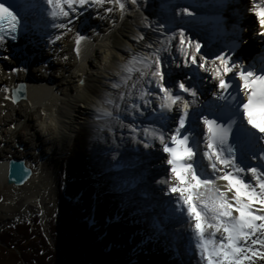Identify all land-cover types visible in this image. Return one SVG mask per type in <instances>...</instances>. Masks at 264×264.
<instances>
[{
	"label": "bare ground",
	"instance_id": "bare-ground-1",
	"mask_svg": "<svg viewBox=\"0 0 264 264\" xmlns=\"http://www.w3.org/2000/svg\"><path fill=\"white\" fill-rule=\"evenodd\" d=\"M181 1L139 0V10L136 6L128 4L126 12L121 13L117 8L110 14L104 8L93 5L79 9L78 14L73 13L67 29L61 30L52 27L46 0H24L19 10L23 25L20 42L17 45L5 42L3 46H0V155H12L11 158L24 160V150L48 147L49 152L41 151V153L43 152L49 159L48 165L42 168L41 173H33L32 178L25 185L9 186L16 189L22 188L27 192L23 193L26 196L20 194L19 200H23L21 207L5 210L1 225L26 218L30 212L39 213L42 206L46 211L43 219L47 220L49 211L56 204L55 193L60 165L65 157L70 156L72 146H76L70 170L74 178L71 189L84 194L87 211L99 220L105 219L98 213L97 203H100L99 205L107 203L105 208L100 206L104 208V211L113 208L112 216L110 214L107 216L110 215L109 221L111 218L116 221L114 220V224L111 223L109 230H114V226L118 224L120 228L128 230L127 234L131 240L127 243V250H135L145 262L146 251L159 250L160 256H163V264L169 263L168 255L177 261L169 264H178L177 259L183 258L185 252L192 256L191 263L185 260L180 261L185 264H202L198 252L194 249V239L185 214L176 208L174 197L163 193L162 186L154 182V179L158 178L154 175L155 173L165 175L167 171L165 166L160 165L162 160L158 159V156L164 157L162 146L157 140L153 145L157 148H145L143 143H137V140L133 139L134 134L130 131L133 126L137 129L157 128L158 117H175L177 114L173 112L162 114L159 109V100L155 104L141 107L139 111L133 112L131 110L133 101L142 104L138 98L139 91L132 88V83L138 79V73H132V78L125 85L122 77L128 73L122 70V66L133 56L146 55L150 51L147 48L149 43L153 45V48H158L160 41L166 42L168 37H171L173 33L178 34L181 29L187 36L202 44L201 55H207L209 68L211 60L218 53H227L239 63L240 57L244 58V52H247V46L250 49L255 48V41L259 38L257 33L260 29L256 25L257 33H252L251 25L244 28L242 32L247 34V44L243 53L236 50L232 52L234 36L231 39L233 45L229 47L226 40L223 39L224 42L221 43L216 34L208 33L207 35L205 32L200 34L201 31L195 25L185 21L187 15L182 13V9L188 8L196 15L195 10L188 4H182ZM207 1L200 0L203 3ZM246 2L250 1L246 0ZM109 6L111 5H105V7ZM202 9L205 10V6ZM231 12V20L227 23L238 19L234 11ZM45 18L51 20L48 21L50 24L44 23ZM255 21L256 19L252 23L254 24ZM149 22L152 23V28L145 26ZM230 29L233 35L239 32L234 27ZM57 35L61 36V39L56 40ZM78 35L86 37L79 45V53L75 45ZM141 35L144 36L143 40L139 39ZM173 44L178 45V35ZM160 55L164 58L166 71L167 67L172 69V74L173 71L183 69L181 78L186 77L185 79L188 80L184 81L186 85L197 89L196 104L190 108L193 115L198 107L206 111L207 105L212 102L210 99H215L219 92V89L215 87L217 82L211 79V72L201 70L200 75H196V66H194L195 70H189V67L183 66L182 58L173 60V57H179V53L173 49L161 51ZM22 81L28 86V99L19 104H13L10 99V90ZM179 81L177 78L176 82ZM114 83H119L121 86L114 88ZM121 95L125 97L123 101L120 100ZM130 95L131 99H129ZM183 95L186 100L192 99L187 94ZM108 99H112L116 105H120V108L107 104ZM182 106V104L178 105V107ZM101 109L112 111L113 117L100 118L99 110ZM154 113L158 116L155 117ZM165 122L174 130L176 126L174 119L166 118ZM164 132L167 134L169 130ZM139 139L143 140V136L141 135ZM129 140L133 141V148L132 152L127 153ZM53 145L57 146L55 153H51ZM260 147V143H255L246 150L259 152ZM137 149L148 155L145 160H141V152L138 153ZM41 153L30 151L25 155L36 162ZM130 160L137 162L131 164ZM148 162H151V165L142 167ZM26 163L31 168L29 163ZM251 163L259 164L260 162L252 161ZM6 178L7 175L5 185H7ZM107 178H110V184L113 187L108 185ZM143 178L146 180L150 178L148 182L150 188H161L157 189L156 195L152 193L156 199L150 198L149 203L153 211L150 217L153 215L154 218H159L161 213H169L168 216L173 221L170 219L165 221L168 222L167 224L175 225L172 232L169 229L164 230L165 223L163 224L161 219H159L158 228L154 222L144 221L145 211L140 207L137 208V204L133 205L134 201L130 202L131 199H127L132 193H136L132 196L134 200L138 197V190L144 188ZM113 181H115L114 184ZM134 182L142 185L138 184L136 188ZM130 186L132 189L127 192ZM111 189L118 194V197L121 193L123 194L120 203L109 197ZM144 190L142 195L149 197L150 194ZM99 193H102V196ZM162 196L167 198L166 203L169 204L167 208L161 205L158 210L156 202ZM150 205L147 206L150 207ZM142 208L147 209L144 205ZM181 219H184V223H180ZM116 231L118 229H115L114 233ZM146 237L149 241H146ZM98 239L101 243L99 236ZM143 241L145 242L142 243Z\"/></svg>",
	"mask_w": 264,
	"mask_h": 264
},
{
	"label": "snow or ice",
	"instance_id": "snow-or-ice-1",
	"mask_svg": "<svg viewBox=\"0 0 264 264\" xmlns=\"http://www.w3.org/2000/svg\"><path fill=\"white\" fill-rule=\"evenodd\" d=\"M46 4L52 27L61 30L67 29L73 13L78 14L85 7L94 5L110 14L117 8L121 13L126 12L128 4L137 10L140 6L139 0H46ZM14 8V4L0 0V46L6 38L16 40L23 26ZM182 13L195 15L188 8L182 9ZM252 14L260 29L258 35L264 38V0L253 3ZM145 26L152 28V23ZM177 35L178 45H174ZM59 39L61 36L57 35L56 40ZM85 39L82 35L76 37L77 53ZM139 39L143 40L144 36ZM159 43L158 48L149 43L150 51L146 55L133 56L123 65L122 70L128 75L122 80L127 85L131 74L138 73L132 88L139 91L142 104L133 101V112L159 100L162 114H177L168 117L175 120L176 126L167 134L154 127L133 126L130 128L133 139L145 148L153 147L157 140L162 146L167 171L164 178L154 182L169 197H174L176 208L185 214L202 264H255L256 258L264 260V57L260 58L257 69L255 65L238 63L227 53H218L209 68L207 55H201L202 44L187 36L183 29ZM233 44L231 51L243 44V37L238 34ZM169 49L179 53L173 60L182 58L183 66L194 65L199 70L210 71L219 89L215 99L225 103L208 105L206 111L198 107L193 115L190 108L196 104L197 89L183 80L177 83L173 74L165 70L160 52ZM120 86L113 84L114 88ZM234 87L237 94L232 96L229 90ZM241 93L246 99L240 98ZM183 94L192 99H184ZM124 99L121 95L120 100ZM106 103L120 108L112 99ZM180 104L183 106L178 107ZM99 116L111 118L113 112L101 109ZM141 135L143 140L139 139ZM255 143L261 144L259 152L246 150V145Z\"/></svg>",
	"mask_w": 264,
	"mask_h": 264
},
{
	"label": "rangeland",
	"instance_id": "rangeland-1",
	"mask_svg": "<svg viewBox=\"0 0 264 264\" xmlns=\"http://www.w3.org/2000/svg\"><path fill=\"white\" fill-rule=\"evenodd\" d=\"M48 21H51V20H46V18H45L44 23L47 22V23L50 24V22H48ZM0 106H1V103H0ZM150 109L152 110L153 106L150 107ZM153 147L157 148V146H153ZM51 148H52L51 149V153H55L56 150H57V146L53 145V146H51ZM132 148H133V141L129 140L128 141V149H126L128 151L127 153L132 152V150H131ZM75 149H76V146H72L70 154H69L70 156L68 158L65 157L66 159L64 158L63 162L60 165V171H59V174H58V177H57L58 181H57L56 193H55L56 194L55 195V203L56 204H54V207L49 211L50 215H49L48 218L46 217L47 220L44 221V219H43V216L45 215L46 211L44 210L45 207L42 206L41 207L42 209L39 210V213L30 212L29 215L26 218L17 220L16 222H13L11 224H6L4 226L1 225V218L3 216H5V210L6 211H7V209L8 210H11V209L13 210V209H16L17 207H21L20 204L22 203L23 200H19V197L21 196L20 194L25 195L23 193L24 192L26 193L27 191L23 190L22 188H17L16 189V188H12V187H9V186L5 185V177L7 175L8 162H9V159L12 157V155H6V156L5 155L4 156L0 155V232L1 231H6L9 227L15 226V225H17L19 223H22V222H25V221L31 222L32 219L35 216L39 217L40 225L42 227V231L44 232V234L48 238V245H50V248L52 250H54V252L59 255V257L57 258L58 264H63V262H64L63 254H62V252L58 251L55 248L54 239H53V237H52V235L50 233V227H51L50 226V221H51V219L53 217H55L56 213L58 212L59 205H60V191L59 190H60V188L64 187L65 188V194L67 196L73 198V199H76L77 203H79L83 217L88 219L90 222L93 223V227L96 228L98 236L101 238L100 245L102 246V248L104 250L110 251L113 248L114 249L115 248H119L120 254L116 256V259L117 260L120 259V261L122 260V262L125 263V264H129V263L130 264H161V263L163 264V256L162 255L160 256V251L159 250H157V251H155V250L146 251L145 252V255L147 257V259L145 258L146 262L141 257V255L139 256V254H137L135 252V250L134 251L133 250H127L128 249L127 248V245H128L127 243L129 242V240H131L129 238V235L127 234L128 230L125 228V226L123 227L125 229L120 228L121 226H119V224L118 225L116 224L117 225L116 227L114 226V230L113 229L109 230V228H111V223L114 224L116 220L111 218V220L109 221V216L112 214L111 212H112L113 208L108 209L107 211H104L105 205L107 203H104V204H101V205H99L100 203H97V205L99 206L98 213L103 215L102 218H104L105 220H103V219L99 220V218H96L95 215H93L92 213L87 211L86 204H85L86 200L84 201V198H83L84 194L81 193V192L78 193L75 189H71V184L73 183V179L74 178L72 177L70 170H71V167H72V157L75 155ZM137 150H139L138 153L141 152L140 153V158H142L141 160H143V159L145 160L148 155L146 153H144L140 149H137ZM30 151L36 152V153H41V151L49 152V148L48 147H42V148H39V149H34L33 148L31 150L27 149V150L23 151V154L25 156L24 160L29 163V165L31 166V169L34 171V173L36 172L37 174L38 173L40 174L41 171H42V168L45 167L46 165H48L47 160L49 158L46 157V155L42 152L40 157H39V159H38V161L34 162L33 160H31V157H28V156L25 155L26 153H29ZM154 155L156 156V154H154ZM144 162H147V161H144ZM142 164H145V163H142ZM147 166L148 165L146 164L145 166H142V167L146 168ZM147 177H149V176H147ZM154 180H158V179L156 178ZM106 181H107L108 185H110V187H113L110 184L111 183L110 178H107ZM114 183H115V181H113V184ZM96 192H98V191H96ZM106 193H108V191ZM163 193H164V191H163ZM101 194H100V196H102ZM117 195L118 194L115 191H113L112 189H111V192H109V197L113 201H117V202L120 203L121 199H122V196L118 197ZM129 199H131L130 202L134 201V197H132V196ZM100 206H103L104 208H102ZM2 208H4V209H2ZM93 209L97 211V209H95V207H93ZM144 210H146V209H144ZM152 213H153V211H152ZM108 214H110V215L107 216ZM168 215H169V213H161V215H159V218H154L153 220H151V222L152 223L154 222L156 228H158L159 219H161L162 220L161 222L163 224L165 223L164 224V230H168L169 229V231L172 232V229L175 227V225L174 224H167L168 222L165 221V220H167V219L169 220L170 219L171 221H173L171 219V217L168 216ZM143 217H144V221H146V218L150 220V213H148V215H145ZM179 221H180V223H184V219H181ZM142 224H143V221H142ZM115 229L116 230L118 229V231L119 230L120 231L119 232L116 231L114 233ZM142 234H143V232H142ZM169 235H171V234H169ZM97 239H98V237H96V238L94 237L93 238L94 241H96ZM148 239L149 238L146 237V241H149ZM144 242L145 241H143L142 243H144ZM130 243H131V241H130ZM141 244H139V245L141 247L145 248V246H142ZM139 245H138V247H139ZM158 245H160L159 242H158ZM130 249H132V247H130ZM14 251L16 252V254L18 253V251H16V250H14ZM49 252H51V250H49V248H48V250H46V253H49ZM51 254H52V252H51ZM166 255H168V254H166ZM168 256H169V258H168L169 261L168 262L172 263L173 262V260H172L173 258H170V255H168ZM164 257H165V255H164ZM13 260H16L15 257L13 258ZM194 261H195V259H194ZM255 264H264V260H260L259 258H256L255 259Z\"/></svg>",
	"mask_w": 264,
	"mask_h": 264
},
{
	"label": "trees",
	"instance_id": "trees-1",
	"mask_svg": "<svg viewBox=\"0 0 264 264\" xmlns=\"http://www.w3.org/2000/svg\"><path fill=\"white\" fill-rule=\"evenodd\" d=\"M59 191L60 205L50 221V233L55 248L63 254V264H125L116 259L119 248L107 251L100 245V239L93 240L98 237L93 223L83 217L79 203L65 194L64 187ZM48 248L52 254L46 253ZM58 257L48 245L37 216L31 222L0 232V264H58Z\"/></svg>",
	"mask_w": 264,
	"mask_h": 264
},
{
	"label": "water",
	"instance_id": "water-1",
	"mask_svg": "<svg viewBox=\"0 0 264 264\" xmlns=\"http://www.w3.org/2000/svg\"><path fill=\"white\" fill-rule=\"evenodd\" d=\"M10 99L13 104H19L28 99V86L26 82H19L10 90ZM33 173V170L27 166L25 160L11 158L8 162L6 184L8 186L21 187L32 178Z\"/></svg>",
	"mask_w": 264,
	"mask_h": 264
}]
</instances>
